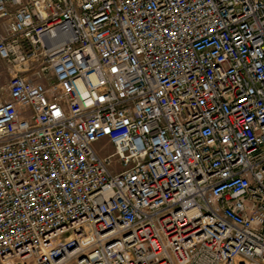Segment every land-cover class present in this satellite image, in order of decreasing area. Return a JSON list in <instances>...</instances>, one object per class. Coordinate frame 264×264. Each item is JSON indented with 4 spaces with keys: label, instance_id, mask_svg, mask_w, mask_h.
I'll return each mask as SVG.
<instances>
[{
    "label": "built area",
    "instance_id": "2783aa9c",
    "mask_svg": "<svg viewBox=\"0 0 264 264\" xmlns=\"http://www.w3.org/2000/svg\"><path fill=\"white\" fill-rule=\"evenodd\" d=\"M0 61L1 264H264V0H0Z\"/></svg>",
    "mask_w": 264,
    "mask_h": 264
},
{
    "label": "rangeland",
    "instance_id": "374dc122",
    "mask_svg": "<svg viewBox=\"0 0 264 264\" xmlns=\"http://www.w3.org/2000/svg\"><path fill=\"white\" fill-rule=\"evenodd\" d=\"M7 78H8V75L6 73L5 66L0 61V87L5 84ZM108 152H110V148H107L106 152H104V153L106 154ZM65 264H75V258L71 257V259L68 262H66Z\"/></svg>",
    "mask_w": 264,
    "mask_h": 264
}]
</instances>
